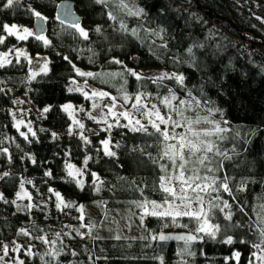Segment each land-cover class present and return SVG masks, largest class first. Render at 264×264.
<instances>
[{"label":"trees","instance_id":"obj_1","mask_svg":"<svg viewBox=\"0 0 264 264\" xmlns=\"http://www.w3.org/2000/svg\"><path fill=\"white\" fill-rule=\"evenodd\" d=\"M58 1L21 0L19 6L4 9L2 5L6 0H0V33L3 32V23H32L34 17L26 11L27 5L31 4L42 13L52 15ZM74 1L85 26L94 29L96 25H101L108 40L91 31L89 43L62 27V35L58 34L59 31L57 34L50 33L51 44L46 49L43 48V42L39 41L41 43L38 44L34 37L21 41L32 54L47 53V73L28 79L31 64L24 58L25 64L22 60L19 64L14 60L11 65L0 69V89H3L0 91V148L8 149L7 154L0 153V175L9 172L8 177L0 179V192L12 199L22 179L32 180L33 184L25 183V188L31 193L32 202L38 205L31 212H16L15 206L0 201V243L8 244L10 248L13 241L20 239L25 248L34 245L33 252L37 253L34 257L15 252L25 259L26 264H44L40 255L52 247L60 248L61 241L67 248L59 258L60 264H160L159 260L153 259L160 256L164 264H178L181 260L177 253L183 248V241H154L151 240L150 232L187 234L198 227L197 222L188 217H179L177 225H173L168 218L161 221L156 217H147L142 226L140 219L138 223L136 219L142 210L129 203L144 197L157 202L163 200V194L154 190V187H158L160 169L153 165L147 155H159L157 137L117 126L111 129L110 134L105 130L91 133L86 129L69 135L67 130L72 119L62 111L61 106L67 100H74L78 104L79 97L68 89L72 85L70 78L74 77L77 84L81 79L77 78L79 76L73 71L72 64L63 57L68 56L76 67L84 71L97 69L99 72H118L122 70L121 65L109 63L115 57L132 69L159 67L166 68L167 72H182L187 77V87L195 86L194 96L210 100L212 106L222 110V119L228 121L226 126L230 131L225 134L227 138L220 142V148L229 154L235 148L238 153L232 160L225 161V169L220 173L232 178L230 187L236 199L233 200L228 193H222V196L232 204L233 217L231 221H226L224 214L217 211L212 220L221 228L217 238L213 240L205 237L193 242L191 251L195 255L184 256L183 259L188 264H249L253 259L251 253L255 251L252 244L260 242L256 230V213L261 211L259 206L264 205V22L256 19L258 16L264 18V0H136L147 13L145 27L156 28L159 25L167 29L169 50L166 54L163 49L159 50L157 55L160 59H156L148 48L153 39L159 44V39L148 37L141 44L134 38H125L114 32L110 25L115 22L108 20L105 9L100 5L94 4L93 0ZM124 18L130 27L136 26L135 18ZM7 39L11 41L15 37ZM194 41L204 45L203 48L194 49L199 60L198 68H190L187 63L173 65V56L188 60L186 49ZM3 45L0 44V47L3 48ZM89 47L96 53L92 62L88 59L92 55L88 51ZM125 79L129 94L137 90L151 93L149 99L158 104L162 114L167 109L159 104L157 96L168 95V89L171 88L178 96L186 98L175 81H164L157 86L151 80H145L141 85L135 77L127 74ZM99 83L106 85L101 80ZM201 86L203 92L200 91ZM22 94H27L35 106L50 109L47 113L43 112V117L30 114L36 135L33 137L28 133L29 140L21 137L13 126L14 101ZM215 119L220 120L221 116L217 114ZM237 131L239 137L236 136ZM53 132L57 134L56 137L52 136ZM81 133L90 143L81 139ZM106 135L111 140L112 150L117 153L116 157L104 155L100 142ZM117 143L120 145L118 148L115 147ZM86 157L83 190L75 183L61 179L66 175V161L85 168ZM45 171H51L53 176L46 177ZM91 172H96L105 182L99 193L93 191ZM242 182H246L244 190L238 191ZM49 187L59 191L66 201L75 202V206L57 209L56 198L48 192ZM138 187L144 189L143 196L136 190ZM79 205L84 206L83 223L96 225L91 236L86 235L84 238L73 231L79 228L81 232H88L87 228H80L81 221L77 219L81 215L77 211ZM95 205L99 209L95 207L93 212L91 208H85ZM241 207L243 212L240 211ZM125 212L133 219L132 223L136 220L137 229L133 235L128 236L126 233L117 240L114 239L117 235L111 232L97 233L95 229L99 226L105 229L109 227L114 213L124 216ZM163 223L169 226L164 228ZM185 224L187 228L183 227ZM22 227L30 232V236L17 235ZM56 233L61 236L57 238ZM40 235L56 241L55 245L33 239ZM228 236L233 238L232 244L223 243ZM71 251L77 255H71ZM234 252L240 253L239 262L232 258ZM45 260H51V257L45 256Z\"/></svg>","mask_w":264,"mask_h":264},{"label":"snow or ice","instance_id":"obj_2","mask_svg":"<svg viewBox=\"0 0 264 264\" xmlns=\"http://www.w3.org/2000/svg\"><path fill=\"white\" fill-rule=\"evenodd\" d=\"M93 3L100 5L105 9V14L109 21L115 22L110 25L114 32L123 35L125 38L131 37L135 40L144 44L148 37H154L159 39L161 42L156 43L153 39L151 43L148 44L149 51L155 56L156 59H160L157 52L161 49L164 50L165 54L168 49V38L167 29L163 26H157L156 28L145 27L144 20L147 16L143 7H140L136 0H93ZM21 0H6L2 7L4 9H11L14 6H19ZM26 11L35 18L38 22L35 29L18 25L13 23L9 25L8 23H3L2 30L6 35H0V44H5L7 37H15L17 41H27L30 37H34L36 41H42L44 46H50L51 41L43 35L44 23L48 20L40 10L33 5L29 4L26 7ZM64 19L60 20L63 25L67 22V27L72 29V35L78 36L83 41H88L91 43L90 30L82 26L78 19L71 18L72 13L66 11L64 13ZM124 17L135 18L137 24L135 27H130L129 23ZM59 19V17H57ZM256 19L264 22V18L256 17ZM94 31L98 36L103 37L106 41L108 37L104 34V28L101 25H96ZM143 33V35H141ZM204 45L199 42H193L187 49L186 53L188 60H182L179 56L172 57V64H183L187 63L190 68H198L199 60L194 49L203 48ZM111 50V49H109ZM88 51L92 53L88 57L89 61H93L95 56V51L91 47ZM15 52L16 63H20V58L29 60L31 64L32 61L29 59L28 53L18 47H13L6 52H0V69L6 68L11 65L13 61L9 59L10 53ZM63 59L72 64L73 71L79 77H91L93 79H100L102 82H107L104 80L105 77L115 78L119 76L124 80V84L121 85L118 91L122 94L123 104H119L117 97L112 96L109 92L102 89L91 88L88 81L85 80L82 85L77 84L76 79L70 78V82L76 87H69L68 91L80 92L85 99L93 100L92 108L100 109L101 116L99 120L92 113H88V118L96 122L103 120L107 123V117L113 116L116 121L117 127H122L128 129L129 131L142 133L147 136L157 137V147L159 150V155L153 157L151 153H147L148 158L152 161L153 165H156L160 169V175L158 177L157 183L158 187H154V190L160 191L163 194V200L157 202L156 200H149L144 197L142 200H133L129 203L135 205L136 208L141 209V215L139 217L141 225H145L147 217H156L157 219L164 221L166 218L171 220L173 225H177V218L188 217L190 220H195L198 224L194 230H190L187 234L171 235L166 234L163 231L159 233H151V240L165 242L168 240H178L183 241L184 246L177 253L181 257L178 264H188L186 260L183 259L184 256H194L195 253L191 251V244L197 240L204 239L205 237L215 240L217 234L221 231L220 225L212 223L214 215L217 211L224 214V219L226 221H231L233 217L232 204L228 200L223 199L222 193H228L233 200L236 197L233 195V190L230 187L232 178L227 174L220 175L225 169V161L232 160L234 156L238 155L235 148L231 150V154L228 151H223L220 148V142L225 140L227 136L225 135L230 131L229 128L223 127L222 125L228 124V121L223 120V112L219 108L212 106L210 100L202 99L193 95L195 91V86L193 88H188L185 81L187 77L182 72H167L161 71L159 74L153 76H146L143 72H137L132 68H128L124 65V62L115 57L109 61V63H115L121 65L122 70L118 72H92V71H82L80 68L71 61L68 56H64ZM48 67L47 63L42 67H39V73H47ZM35 69L31 71V75L28 79H35L39 74ZM135 77L136 81L141 82L145 80H151L152 83L161 85L164 81H175V84L179 89L186 94V98H181L177 95V92L173 89H168V95L159 97L157 100L160 105H163L166 112L162 114L161 108L157 106L156 103H151L148 99L152 94L145 91H137L135 93L129 94L125 88L127 80L125 75ZM88 91H85V89ZM3 91V89H0ZM200 91L203 92L201 86ZM108 100L103 103V105L95 102L97 100ZM133 100L130 108H126L125 105L128 104L129 100ZM110 101V102H109ZM175 101V103H173ZM15 103V101H14ZM120 108L119 111L116 109ZM106 108L105 113L103 109ZM62 111L68 114L72 119V123L78 126L80 129H84V124L75 118L73 112L75 111L74 106L71 103H66L61 106ZM50 109L48 107L43 109L44 113H47ZM81 112L84 111L83 107H80ZM205 113L201 115V113ZM221 116L220 120L215 119L216 115ZM127 121L125 124H120V118ZM146 121V122H143ZM23 119L16 120L13 125L19 131V135L24 137L25 140H29L28 133H31L35 137L36 133L28 126V132L20 131L19 126L24 124ZM31 122H28L30 125ZM112 124H108V129L112 128ZM181 129V131H177ZM43 131V129H41ZM69 135L73 134L72 126H69ZM56 133L53 132L52 136L56 137ZM236 136L239 137V131L236 132ZM81 139L85 143H90L86 136L81 133ZM31 142V141H29ZM2 143V141H0ZM101 145L103 147L104 155L107 157H116L117 153L113 151L110 147L111 140L105 138L102 140ZM19 147V145H17ZM115 147H120L119 143ZM135 150V149H134ZM0 153L7 154V148H0ZM88 158H85L84 164L85 168H78L72 163L65 164L66 175L61 177L68 183H75V185L82 189L84 188L83 177L87 166ZM9 162L11 158L9 157ZM35 163V159L32 160ZM44 175L46 177H52L51 171H45ZM93 181V191L99 193L104 186V181L100 179L96 172L90 173ZM9 172H3L0 175V179L8 177ZM120 179H125L120 177ZM25 183L33 184L32 180H21L18 189L14 193V198L8 199L3 192H0V201L5 205H13L16 208V212H31L32 209L37 208L38 205L33 203V197L31 193L25 188ZM246 182H242L238 191H243ZM140 191L141 196H143L144 189L137 188ZM49 193H53L56 198L55 207L59 210L64 208H72L75 206V202L66 201L59 191H55L52 187L48 188ZM27 199L28 203L21 205L18 201H23ZM100 203H106L101 201ZM261 211L257 212L258 221L256 222V230L259 233V243L252 244V248L255 249L251 253L253 259L249 261V264H264V205L259 206ZM77 211L81 213L77 217L81 221L80 228H87L88 232H81L79 228H74L76 235L84 238L86 235L91 236L92 229L96 227L95 224L89 223L84 224V206L79 205ZM243 212V207L240 208ZM16 213H13L15 215ZM168 223H163L162 227H168ZM243 226V225H240ZM72 227V226H68ZM183 227L187 228L188 225L185 224ZM251 228L252 226L249 225ZM193 232L195 234H193ZM17 235L30 236V232L25 228H20ZM64 235L70 236V233H65ZM60 233H56V237L59 238ZM98 237H93L97 239ZM33 239L40 240L45 244L55 245L56 241L48 240L45 236L40 235L33 237ZM114 239H121L119 235L115 236ZM142 239H148V237H142ZM244 242V241H242ZM13 247L10 249L8 244L0 243V264H26L25 259L19 257H13L11 261L5 260L8 257L9 252H21L25 257H34L37 253L33 252L34 245H30L25 248L23 245L17 244L15 241L12 242ZM223 243L232 244L233 238L228 236L224 239ZM246 243V242H244ZM150 246V245H149ZM67 245L63 244L61 241V247H52L49 251L40 255V259L44 261V264H60L59 258L64 253ZM71 255L76 256L75 251H71ZM45 256L51 257V260H45ZM232 258L239 262L240 253L234 252ZM160 261V264H164V259L162 256L153 257ZM226 260L228 258H225ZM71 264V262H69Z\"/></svg>","mask_w":264,"mask_h":264},{"label":"rangeland","instance_id":"obj_3","mask_svg":"<svg viewBox=\"0 0 264 264\" xmlns=\"http://www.w3.org/2000/svg\"><path fill=\"white\" fill-rule=\"evenodd\" d=\"M58 2L55 4V8H56V5L58 4ZM55 8H54V11H53L52 15H50L48 13L47 14L43 13L45 16L48 17V20L45 22V24H46V33H44L43 35L49 40H50V33L57 34V31H59L58 34L62 35V33H61V31L63 30L62 27H64L65 30L73 31L72 29L67 27V24H66V26H64V25L60 26L58 24V20L56 19V16H55ZM13 23H15V22L8 23V24L11 25ZM32 23L31 24H21V23L19 24V23H16V24L22 25V26H27V27L35 29L34 25ZM81 24L86 29H89L90 33H91L92 28H90L88 26L86 27L83 21L81 22ZM0 35H6V33L1 32ZM31 38L32 37H30L28 40H30ZM6 42L7 43L5 44L4 48L0 47V52H6L9 49L13 48L14 46L18 47V48H22L28 53L29 59L32 61L31 65H30L31 71L33 69H35L39 73V67H42L45 64V62L47 63V67L49 69V66H48L49 65V56L47 55L46 52H38V53H33L32 54V53H30L27 50L26 46L21 41H17L16 38H15V40L13 39L12 42L11 41L8 42V40H6ZM37 43L39 44L41 42L38 41ZM47 47H49V46H47ZM43 48L46 49V46L43 45ZM8 58L9 59L16 58L15 52L10 53ZM23 58L24 57H22V62L25 64ZM28 62H29V60H28ZM134 70L137 71V72H143L146 76H153V75L159 74L161 71H167L166 68H159V67H138V68H135ZM82 71H84V70H82ZM92 72H99V70L95 69ZM77 78L81 79L79 85H82L84 83V81L87 80L88 84L92 88L96 89V88H100L101 87L102 90H104L106 92H109L112 96L117 97V100H118L119 104H123L122 94H121L120 91H118V89H120L121 85L124 84V81L122 79L118 78V76L115 77V78H111L110 77L112 82L113 81L115 82L113 86L111 85V83H109V85L112 86V87H109L108 85L105 86L102 83H99L100 79H93L91 77H82V78L77 77ZM116 81H117V83H116ZM70 87H76V85L72 84V85H70ZM85 91H88V89L86 88ZM72 93L74 95H77V97H79L78 104H75L74 100H67L64 104L71 103L74 106L75 111L73 112V114H74L75 118L80 120L83 124H84L85 121H87V120H89V121H88L87 124H84V126H85L84 129H80L78 126L73 124L72 121H71V123L68 125V129L67 130H69V126L71 125L74 134H78L81 131H84L86 129L89 132H91V133H94L97 130H105L106 132H108L110 134L111 129H113L116 126L115 118L113 116H108L107 117V123H105L103 120H100V122L98 123V122H96L94 120L89 119L87 114L90 112V113H92V115H95L97 117V119L99 120V118L101 116L100 109L92 108V103L94 101L93 100H89V99H85L84 96L80 92L72 91ZM107 100H108V98H104V100H97L95 102L103 105V103H105ZM15 102H16V108L14 109V115H15V120L14 121L16 122V120L23 119L25 121V123L21 124L19 126V128L22 131L27 133L28 132V126H30L32 128V130L34 131L33 125L31 123H30V125L28 124V122H30V114L32 116L34 115V117L35 116L43 117V109L44 108L37 107L33 103H31V101L29 100V97H28L27 94L19 95L18 97H16ZM132 103H133V100L130 99L128 101V104L125 105V107L126 108H130ZM157 106H158V104H157ZM80 107H83V109H84L83 112H81L79 110ZM119 110H120V108L118 106L116 111H119ZM103 111L106 113L107 109L104 108ZM143 122H146V121H143ZM125 123H127V121L124 120L121 117L120 118V124H125ZM108 124H112L113 125L111 129H108ZM222 126L227 128L226 124H224ZM177 131H181V129H177ZM106 138H109V136L106 135ZM110 147L112 149L111 145H110ZM66 162L67 163H72V162H68V161H66ZM72 164L75 165L74 163H72ZM75 166L80 168L77 165H75ZM81 168H83V166ZM81 178L84 180V177H81ZM18 203L21 204V205L27 204V199H25L23 201H18ZM95 207L99 209V207L97 205H95L93 207H85V208H86V210L91 208V210H92L91 212H93L95 210ZM22 212H24V211H22ZM110 219H111V221L109 223V227H108L109 229L108 228L105 229L103 226H99L98 228L95 229V230L98 231L97 233H105V231H106V232H111V233H113L115 235H119V236H124L126 233H128V236H130V235H133V231H135L137 229V224H135L136 220H134V223H132L133 219L130 218L129 215L126 212L124 213V216L119 215L117 213H114L113 217L110 218ZM136 219H137V223H138L139 218L136 217ZM15 242L17 244H19V245H21V243H22V241L20 239H17ZM12 247H13V243L10 244V248H12ZM0 255H3V253L1 252ZM13 257L21 258L16 253H12L10 251L8 257H5V260L11 261Z\"/></svg>","mask_w":264,"mask_h":264},{"label":"water","instance_id":"obj_4","mask_svg":"<svg viewBox=\"0 0 264 264\" xmlns=\"http://www.w3.org/2000/svg\"><path fill=\"white\" fill-rule=\"evenodd\" d=\"M66 11H70L72 13V17L71 18L78 19L81 22L82 17H81V14L75 8L74 0H60L58 2V4L56 5V8H55L56 19H57V17H59V19H57L58 21L63 20L65 18L64 17V13ZM37 23L38 22L34 19V22H33L34 28L36 27ZM43 23H44L43 33H45L46 24H45V22H43ZM65 24H67V22Z\"/></svg>","mask_w":264,"mask_h":264},{"label":"crops","instance_id":"obj_5","mask_svg":"<svg viewBox=\"0 0 264 264\" xmlns=\"http://www.w3.org/2000/svg\"><path fill=\"white\" fill-rule=\"evenodd\" d=\"M34 19L35 18H33V20H32V22H34ZM33 24V23H32ZM58 24L60 25V23H59V21H58ZM46 33V32H45ZM44 34V33H43ZM6 40H8V39H6ZM13 40H11V42H12ZM8 42H10V40H8ZM7 42H5V44H6ZM5 44L3 45V48L5 47ZM19 46V45H18ZM29 51V50H28ZM12 61H16V59L15 58H13V59H11ZM20 60H22V57L20 58Z\"/></svg>","mask_w":264,"mask_h":264}]
</instances>
